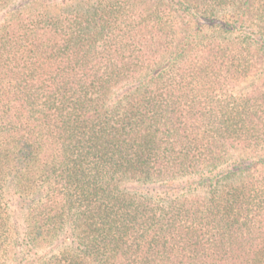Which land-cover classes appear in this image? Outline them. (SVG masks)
<instances>
[{"label":"trees","instance_id":"16d2710c","mask_svg":"<svg viewBox=\"0 0 264 264\" xmlns=\"http://www.w3.org/2000/svg\"><path fill=\"white\" fill-rule=\"evenodd\" d=\"M0 242L264 264V0H0Z\"/></svg>","mask_w":264,"mask_h":264},{"label":"rangeland","instance_id":"374dc122","mask_svg":"<svg viewBox=\"0 0 264 264\" xmlns=\"http://www.w3.org/2000/svg\"><path fill=\"white\" fill-rule=\"evenodd\" d=\"M3 243L0 242V245ZM23 246H17L16 251L13 254L0 253V264H33L38 256L35 254L30 257L25 256L23 253Z\"/></svg>","mask_w":264,"mask_h":264}]
</instances>
